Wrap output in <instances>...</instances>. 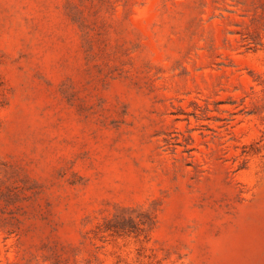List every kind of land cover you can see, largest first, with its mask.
Segmentation results:
<instances>
[{
  "label": "rangeland",
  "instance_id": "obj_1",
  "mask_svg": "<svg viewBox=\"0 0 264 264\" xmlns=\"http://www.w3.org/2000/svg\"><path fill=\"white\" fill-rule=\"evenodd\" d=\"M0 264H264V0H0Z\"/></svg>",
  "mask_w": 264,
  "mask_h": 264
}]
</instances>
